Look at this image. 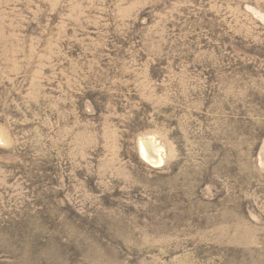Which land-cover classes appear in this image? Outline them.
<instances>
[{"label": "rangeland", "instance_id": "rangeland-1", "mask_svg": "<svg viewBox=\"0 0 264 264\" xmlns=\"http://www.w3.org/2000/svg\"><path fill=\"white\" fill-rule=\"evenodd\" d=\"M0 264H264V0H0Z\"/></svg>", "mask_w": 264, "mask_h": 264}]
</instances>
